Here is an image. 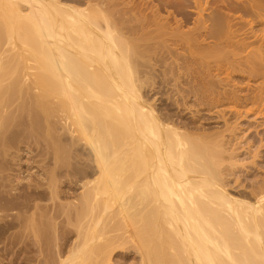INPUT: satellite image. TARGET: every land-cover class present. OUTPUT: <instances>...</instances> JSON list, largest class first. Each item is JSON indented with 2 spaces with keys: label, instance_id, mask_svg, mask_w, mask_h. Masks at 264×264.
<instances>
[{
  "label": "bare ground",
  "instance_id": "6f19581e",
  "mask_svg": "<svg viewBox=\"0 0 264 264\" xmlns=\"http://www.w3.org/2000/svg\"><path fill=\"white\" fill-rule=\"evenodd\" d=\"M230 46L264 78V0H0V264H264V171L147 99L264 112L202 72Z\"/></svg>",
  "mask_w": 264,
  "mask_h": 264
},
{
  "label": "rangeland",
  "instance_id": "374dc122",
  "mask_svg": "<svg viewBox=\"0 0 264 264\" xmlns=\"http://www.w3.org/2000/svg\"><path fill=\"white\" fill-rule=\"evenodd\" d=\"M194 17H196V15ZM194 20H195V18H194ZM190 25H193V24H190ZM252 47L256 48V45L252 46ZM252 47H250V48H252ZM227 48L224 51L227 52ZM230 48H231V50L228 49L229 50L228 53H227L228 56H227L226 52H225V54H226L225 55V54H223L224 53L223 51H222L223 52L222 53L220 50H217L216 52L213 51L214 53L212 52L213 54L211 53L212 55H210L208 58L206 57L204 60H201V61H205V62L202 63L200 61L201 65H203V68H207V66H208L209 71L205 70V69H204L205 71L202 70L203 68L201 67L200 64H197L196 67H198L199 69L201 68L202 72H205V73H209L210 72L209 75H213L214 74L215 76L214 75L210 76V78L214 79V81L216 82L215 85H218V86H216V88H218V89L220 88L221 90L222 89L223 90L226 89L228 91H230V90L232 91V89L234 88L233 90H239V92H241V94H243V95H245L247 93H250L251 91H253V89L257 92L258 90L256 88L257 85L255 83L256 82L255 79L257 78L256 79L257 82H258V80L260 82H262V80H264V78L258 76L256 78H252L251 79L252 81L247 79L248 78V74H246V73H249V72H248V69H246L245 65H244V67H241L243 65L237 66L236 68H234L236 71L234 69H231V71L228 70L231 73L230 74L231 78L227 77V76H229L228 75L229 72H227V70L225 68L229 64H228V62H226L225 59H227V61L230 59L229 60L230 62H231V60L235 61L234 57H233V56H235L237 58L236 60L240 61L241 58H242L241 56L245 57L246 54L249 53V52L246 53L248 51L247 50L243 54L241 53V55H239L238 54L239 51H237L234 46L233 47L230 46ZM232 48L233 49L235 48V50L237 52L235 50H233ZM180 49H179L180 52L184 51V49H183V51L180 50ZM251 50H255V49H251ZM234 51L236 53H234ZM219 52L221 53L220 55H219ZM233 54H236V55H233ZM238 55H239V57H237ZM229 56H231V58H229ZM210 57L211 58L213 57L214 59H219V60H217V61L216 60H211ZM222 60H223V62H222ZM215 62H217V64ZM204 64L206 66H204ZM221 64L222 65L224 64V65L222 66ZM216 66H218L217 68H219V69H217V68L215 69ZM220 66H222V67H220ZM223 68H224V70H223ZM243 70H245V71H243ZM246 70H247V72H246ZM181 75H184V73H182ZM249 75H250V73H249ZM186 76L187 75H185L184 77L186 78ZM210 78L207 77L208 80H210ZM232 78H234V79H232ZM243 78H245V79L243 80ZM157 79L158 80H156V81H157L159 86H157V83H156V85H155L156 88H154L152 91H147L148 95L145 94L146 91L144 92V95L149 96L148 98L146 96V98L148 100L150 99L152 104L154 103L153 104L154 106H156L158 109L160 108V110H162L165 113L173 112L174 116L176 115V113H178L177 117L181 118V120L183 122H186V123L188 122V124L190 125L189 130L191 129L192 131L194 130L196 132L199 130L201 133H202V131H205L204 133H207L206 132V130H207V131L210 132L211 135H212L213 132H214L213 134H218V133H215V132H220V134H224V136H228V137H226V139H227L228 142H230L229 143L230 151L227 152L226 155L231 156V155L234 154L235 156H237L236 159L238 158V160L240 161V163L236 162V164L234 165V167L232 169L233 171H237V175L231 177V180H232V183H233L234 186H241L240 188L239 187L238 188L239 189H244L246 183H248L250 180H255V179L258 178L257 176L254 175V173H255L254 171H258V169H259V171H264V118H262V117H264V115H263L264 112H261L262 114L261 113H259V114L256 113V112H259V110L262 108L261 106H260L261 108L259 110L257 108L258 105H255V107L253 106L252 109H251V105L247 106L248 108L247 107H242V106H239V107L236 106L235 107V105H233V103H229V101L228 102L227 101L226 102H222V103L218 104V106L217 105L213 106V105H209V104L207 105V104L199 103L200 101L199 100H198L199 102L197 101V98H195L196 96H194V94H190V96L187 97L185 100H180L181 103L177 105L175 100L178 97V95H177V97L176 96L173 97L174 92L172 90L171 91L173 93L171 91L169 92V89H171V87H169V86H168L169 88L167 86H164L165 88H163V85H162V88H160L161 84H159V82H161V80H159V77ZM216 79H218V81ZM235 80H236V82H235ZM237 81H239V82H237ZM221 82H224V83H221ZM233 82H235V83H233ZM240 82H241V84H240ZM260 82H258V86L260 85L259 84ZM236 83H238V85H239L238 89H237V86H234V85H236ZM254 83H255V85H254ZM215 85H214V87H215ZM228 85H229V88H228ZM241 86H242V88H241ZM240 89H241V91H240ZM171 93H172V95H171ZM171 96L173 98H171ZM229 104H231L232 107ZM253 108L255 109L256 112H254ZM221 112H223V113H221ZM240 112H241V115H240ZM194 117H196V118H194ZM225 118L228 119V120L226 121ZM226 124H228V125H226ZM222 128L223 129L225 128L226 130L225 129L222 130ZM211 129L212 130L215 129V130L212 131ZM218 130H220V131H218ZM209 132H208V134H209ZM236 138H238V139H236ZM236 144H237V146H236ZM36 154H37V152L33 153L32 157H33L34 160H36V159L38 160L39 159L38 157H34V156H36ZM30 163H32V164H30V167L36 165V163L33 162L32 160H31ZM226 164H229V163H226ZM249 176H251V177L249 178ZM237 180H238V182H237ZM66 225H68V224H66ZM71 226L72 225L70 224V226H68V227H71ZM71 228L73 229L71 233H75L74 232V227H71ZM71 228H70V230H71ZM72 235L71 234L67 235L69 237L68 240H70V239L72 240V238H74V236L76 237V234H74V236H72ZM75 239L76 238H74L73 241ZM68 240L66 239V242ZM69 242H71V241H68V243ZM68 243H66L65 246H64V248H66V250L71 245L69 243V246H68L67 245ZM37 255H38V253L33 252V253H31V255L29 254L28 256L29 257L31 256L32 258H34ZM134 262L135 261H134L133 257H131V255L128 254V255L123 256V257L122 256L121 257H118V256L116 257L115 256L114 259L110 262V264H135ZM0 263H1V261H0ZM31 263L34 264L33 261H28V264H31ZM6 264H7V262H6Z\"/></svg>",
  "mask_w": 264,
  "mask_h": 264
}]
</instances>
